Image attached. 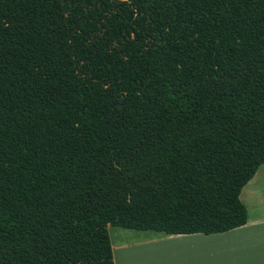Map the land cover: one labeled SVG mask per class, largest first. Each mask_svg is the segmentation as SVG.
I'll use <instances>...</instances> for the list:
<instances>
[{
	"label": "trees",
	"instance_id": "trees-1",
	"mask_svg": "<svg viewBox=\"0 0 264 264\" xmlns=\"http://www.w3.org/2000/svg\"><path fill=\"white\" fill-rule=\"evenodd\" d=\"M261 165L264 0H0V264L241 226Z\"/></svg>",
	"mask_w": 264,
	"mask_h": 264
},
{
	"label": "crops",
	"instance_id": "crops-1",
	"mask_svg": "<svg viewBox=\"0 0 264 264\" xmlns=\"http://www.w3.org/2000/svg\"><path fill=\"white\" fill-rule=\"evenodd\" d=\"M259 175L264 170L240 192L245 224L212 234L118 231L110 240L114 264H264V180Z\"/></svg>",
	"mask_w": 264,
	"mask_h": 264
},
{
	"label": "rangeland",
	"instance_id": "rangeland-1",
	"mask_svg": "<svg viewBox=\"0 0 264 264\" xmlns=\"http://www.w3.org/2000/svg\"><path fill=\"white\" fill-rule=\"evenodd\" d=\"M258 169L259 170H257L256 173H259V172L261 173V171L264 170V165H261ZM259 178H261V180H264V176L262 177L261 175H259ZM242 191H243V188L241 190V193H242ZM249 211L251 212V209H250V207L248 205V212ZM107 228H108V233H109L110 240L115 239L116 233L118 231H133V232L140 231V230H133V229L122 228V227H119V226H110V225H108ZM145 231L146 232L153 233V231H151V230H145ZM151 247H153V246H151Z\"/></svg>",
	"mask_w": 264,
	"mask_h": 264
}]
</instances>
